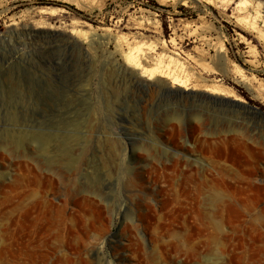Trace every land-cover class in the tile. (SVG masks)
I'll use <instances>...</instances> for the list:
<instances>
[{"label": "rangeland", "instance_id": "rangeland-1", "mask_svg": "<svg viewBox=\"0 0 264 264\" xmlns=\"http://www.w3.org/2000/svg\"><path fill=\"white\" fill-rule=\"evenodd\" d=\"M259 31L264 0H0V264H264ZM163 42L186 92L123 59Z\"/></svg>", "mask_w": 264, "mask_h": 264}, {"label": "bare ground", "instance_id": "bare-ground-1", "mask_svg": "<svg viewBox=\"0 0 264 264\" xmlns=\"http://www.w3.org/2000/svg\"><path fill=\"white\" fill-rule=\"evenodd\" d=\"M204 2V0H197ZM247 24H251L253 29L254 23L247 22ZM260 38L264 40V32L259 31ZM162 53H156L155 56H152L155 53V48L152 50L144 49L140 45H133L132 43H128L129 53L123 56L126 65L134 70H140L141 68H148L144 69V74L148 77V80H155V79H166L171 81L173 88L180 89L183 91H188L186 88L188 86L189 80L186 77H182L181 74L177 73V70H181L180 73L183 71L182 64L178 61V54L173 53L167 47L165 42L162 43ZM144 74H141V77H145ZM210 95H216V91L208 90L205 91Z\"/></svg>", "mask_w": 264, "mask_h": 264}]
</instances>
